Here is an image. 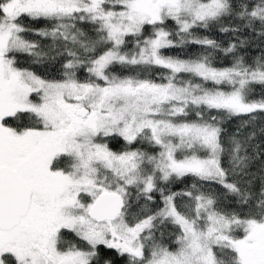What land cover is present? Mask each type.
Instances as JSON below:
<instances>
[{"label": "snow or ice", "instance_id": "snow-or-ice-1", "mask_svg": "<svg viewBox=\"0 0 264 264\" xmlns=\"http://www.w3.org/2000/svg\"><path fill=\"white\" fill-rule=\"evenodd\" d=\"M0 264H264V0H0Z\"/></svg>", "mask_w": 264, "mask_h": 264}, {"label": "trees", "instance_id": "trees-1", "mask_svg": "<svg viewBox=\"0 0 264 264\" xmlns=\"http://www.w3.org/2000/svg\"><path fill=\"white\" fill-rule=\"evenodd\" d=\"M203 31V30H201ZM204 34H207V35H210L212 36L213 38L215 39H218V40H224L225 42L227 41V37L220 34L219 32H217L215 29H213L211 32H206ZM199 49H198V46H188L186 51L189 52V53H194V52H197ZM181 50L180 49H174V50H166V54H172V55H175L177 53H179ZM183 58H187V57H183ZM26 58L25 57H21V60L22 62L25 60ZM217 64V66H220L221 64V61H216L215 62ZM223 64H227L228 61L225 59L222 61ZM26 66V65H25ZM157 71H162V70H157ZM239 119L240 118H233V121L231 122L230 124V127L231 126H234L235 124L239 123ZM190 183V181H185L184 183H176L173 185V190L174 191H180L182 189L185 188V186Z\"/></svg>", "mask_w": 264, "mask_h": 264}]
</instances>
